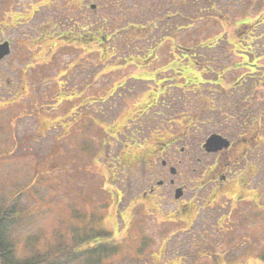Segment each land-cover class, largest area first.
Wrapping results in <instances>:
<instances>
[{"label": "flooded vegetation", "instance_id": "af4514ba", "mask_svg": "<svg viewBox=\"0 0 264 264\" xmlns=\"http://www.w3.org/2000/svg\"><path fill=\"white\" fill-rule=\"evenodd\" d=\"M220 1L0 0V41L21 63L12 70L44 74L63 49L74 53L71 92L37 109L44 117L53 110L54 123L32 115L30 132L40 138L57 129L55 152L62 135H87L95 122L107 134L106 122H139L125 135H143L130 156L158 175L140 193L154 210L182 220L213 207L215 193L225 203L249 201L251 152L264 120L251 117L249 102L255 88L264 93V42L249 35V0L233 4L244 6L239 18ZM212 23L220 30L201 40L189 33ZM66 110L70 120L59 116Z\"/></svg>", "mask_w": 264, "mask_h": 264}, {"label": "rangeland", "instance_id": "374dc122", "mask_svg": "<svg viewBox=\"0 0 264 264\" xmlns=\"http://www.w3.org/2000/svg\"><path fill=\"white\" fill-rule=\"evenodd\" d=\"M240 2L221 0L220 5L229 7L228 13L239 18L243 13L241 7L244 6L233 4ZM257 2L258 0H249V17H256L251 22L255 26L251 29L252 24L249 25V35H261L257 42L260 44L264 42V10L253 9ZM218 25L212 23L205 31L202 26H191L189 33L198 34L201 40L206 34L218 32ZM73 57V52L63 49L56 58V63L49 64L51 69L45 71L51 77H37L34 84L26 81V74L11 71L10 66L20 64L14 54L10 64L0 63V208L9 203L15 212L18 220L12 235L19 241H16L17 247L20 248L21 239L31 233L41 236L37 243L40 250L57 240L56 236H59L61 241L65 240L68 246H72L70 227L82 226L87 230L93 225L94 229H103L104 233L95 235L87 231L81 248L108 243L118 233L114 239L117 241L116 252H111L110 257H101V264H178L182 261L179 255L184 257L186 264H191L194 255L190 258L188 246L192 233L198 238L193 243H197L203 236L212 241L208 249L197 245L199 253L206 255V259L201 257L197 262L261 264L262 260L255 255L253 257L252 253L255 250H264V141L260 145L255 142L256 148L251 152L252 160L259 163V169L252 170L255 175L249 180V203L245 202L246 195H242L244 201H236L235 207L229 212L228 208L230 204L234 205V202L231 203L228 199L225 203L222 198L219 200L221 196L217 197L215 193L212 196L218 201L213 207L205 209L209 214L205 210L199 213L189 229L181 231L166 215L152 211V208L147 206L145 208L144 205L135 204L126 210L123 209L128 199L140 187H145L150 182L155 183L156 178L152 172L145 173L143 167L137 166L135 161L125 158L124 154L128 148L123 146V142L114 138H102L101 127H94L97 130L91 132L93 135L89 139L92 142V153L96 157L88 159L81 142L83 139L78 136L80 133H75L77 137L72 136L73 142H70V135L67 138V134L61 136L59 148L55 152H50L52 140L57 135L54 128L47 131L44 137L38 138V141L32 140L31 136L34 134L30 131L34 130L35 122L32 117H17L26 107L12 100L32 96L44 107L48 103L47 100L57 96L58 91L69 94L71 89H62L66 88L65 85L72 86V77L68 80L62 77L56 81L53 74L56 70L65 69L68 66L66 64H71ZM258 96L264 98V93L256 90L252 108L254 113H262L264 118V108H261L263 105ZM4 101H9L11 105L6 108ZM50 104L48 109L51 108ZM62 113L63 111H60L59 116ZM50 115L55 117L53 110L47 112L46 117L38 116L43 126L47 122L54 123L55 120ZM67 115L71 118L69 110ZM97 123L105 125L103 122ZM121 126L117 125V130H120ZM263 132L264 129L260 130L258 137H261ZM118 138H122L121 133ZM68 142L71 144L70 151ZM88 154L92 156L91 153ZM121 164L127 167L123 168ZM119 190L122 197L117 204ZM75 212H78V215L83 214L82 219L77 217ZM199 231L203 236L198 237ZM139 235L147 242L143 245L144 254L135 250L140 246L137 238ZM191 248L192 245L189 250L195 252ZM26 252L21 249L19 255L22 256ZM213 255L217 258L215 261Z\"/></svg>", "mask_w": 264, "mask_h": 264}, {"label": "trees", "instance_id": "16d2710c", "mask_svg": "<svg viewBox=\"0 0 264 264\" xmlns=\"http://www.w3.org/2000/svg\"><path fill=\"white\" fill-rule=\"evenodd\" d=\"M11 208V204H4L0 208V264H101L99 261L101 257H110V253H115L117 250V241L114 239L118 233L115 234L114 238L110 239L108 243H98L96 245L94 244L92 247L81 248V242L85 239L84 237H86L87 231H90L95 235L104 233L103 229H94L92 225L87 230L82 226L71 228L70 232L72 237H70V240H72V246H68L65 243V240L61 241L57 239L42 250L38 247L28 245L26 248V254L22 256L17 255L12 243V239H15L12 233L15 227V222L18 219ZM37 237H39V235H37ZM137 238L138 241H140V246L136 247L135 250L136 252L141 251L142 254H144L145 249H143V245L147 242L142 235H139ZM36 239L38 238L32 236L26 243L36 241ZM192 244L193 243H191V245ZM197 245L206 246L203 241L197 242ZM209 246L210 245H207L205 248L208 249L210 248ZM77 247L78 249H76ZM189 254L190 258L192 254L194 255L193 263L191 264H203V262H197V260L204 255L199 253L198 247L197 251L190 252ZM258 256L263 261L262 264H264V250L258 252ZM181 259L182 261L178 264H186L184 258ZM189 261H191V259Z\"/></svg>", "mask_w": 264, "mask_h": 264}, {"label": "water", "instance_id": "95a60500", "mask_svg": "<svg viewBox=\"0 0 264 264\" xmlns=\"http://www.w3.org/2000/svg\"><path fill=\"white\" fill-rule=\"evenodd\" d=\"M6 47V43L0 44V56L8 52V48Z\"/></svg>", "mask_w": 264, "mask_h": 264}]
</instances>
